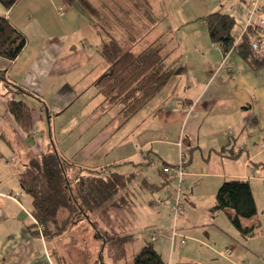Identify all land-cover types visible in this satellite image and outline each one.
Instances as JSON below:
<instances>
[{"label":"crops","instance_id":"crops-1","mask_svg":"<svg viewBox=\"0 0 264 264\" xmlns=\"http://www.w3.org/2000/svg\"><path fill=\"white\" fill-rule=\"evenodd\" d=\"M21 1L18 0L9 10L0 5V17L8 19L11 25L25 36L23 26L14 15ZM154 1L157 10L155 14L161 17L175 16L177 24L173 27H162L152 42L162 43L166 45L165 48H172L167 61L178 66L170 78V85L167 86L168 81L164 89L162 88L156 95L157 97L148 103L154 102L153 106L150 104L147 118L130 125L129 129L123 133L121 141L115 140L111 144L112 147L109 150L119 148L120 145L127 148L128 145L125 142L129 137L139 138L136 149L126 151L124 156L108 160V150L101 155L96 154L97 150L112 140L111 137L119 127L127 124L128 120L123 121L119 108L112 120L108 124L103 122L98 131H94V126L102 119L97 111H92L78 124L72 125V132L67 130L57 134L53 130V121L70 106L72 97L75 96L71 83L64 79L70 71L85 67L90 61L85 49L73 48L70 54L74 58L69 59L67 52L61 58L55 59L52 63L53 67L51 64L45 77L51 79L61 77L63 74L61 79L63 82L59 83L56 90L48 97L36 91L41 89H38L41 84L35 82L32 75V72L35 74V61L42 62L47 58L38 57L28 65V60L23 59L24 49L28 44L26 36V45L16 60L8 61L0 58V71H4L5 79V82L0 80V108H3L0 120V264H55L56 261L54 263L53 259L56 252L60 253L61 245L63 247L64 245L78 246L77 244L84 247L83 250L89 251L92 264H96L98 244L92 234L88 233L89 230L82 221L80 227H74L77 233L72 235L74 238L79 235L78 240L75 241L78 242L77 244L73 242L71 244L67 241L68 234H63L54 240L53 245H50V241L48 242L41 235L38 237L32 235L27 228L36 221L30 213L31 198L20 186L19 176L32 156L48 149V146H45L46 149L43 150L45 144H57L53 146L61 158L73 163L76 168L84 170L82 175L87 174L88 171H105L106 175L119 173L132 177V171L133 173L137 171L136 166L141 168L150 161L154 164L151 159L153 156L161 163L156 170L160 180H164V174L161 173L163 166H174L182 160L186 168L185 186L196 187L202 184L204 188H211L210 195L214 197L223 181L243 180L249 183L254 198L253 182L262 178H254V176L259 174L261 167L264 168V67L261 70H255L237 55L232 56L231 64L227 63L228 66L220 67L223 54L220 47L211 41L205 23V18L215 12L233 17L235 25L237 20L235 16H238V30L234 31L235 26L232 30L233 35L236 36L244 28L246 5L252 0L222 2L219 0H168L171 2V11L168 5L162 2L163 0ZM241 1L246 5L238 9L237 5ZM158 2L163 9H157ZM223 3L224 6H221ZM54 9L57 10V7L54 6ZM233 11H237L236 14ZM64 12L65 10L61 13ZM140 14L143 13L140 12ZM138 15L139 13L133 15L130 12L127 25L124 23L122 28L119 25L114 28L115 25H112L111 31L115 32L118 29L131 34V28L134 26L136 33L140 35L147 27L145 23L135 25ZM94 25L83 23L82 27L84 26L86 31L92 29L91 36L95 35L94 38L97 39L99 33ZM178 48L185 50V55L179 54ZM38 78L44 80L43 74H39ZM14 87H19L25 93L18 92ZM257 93L258 97H256ZM17 95L32 99L35 96L38 97L42 113L37 119L43 121L45 115L47 116L48 132L40 134L32 122L33 131L27 135L16 125L11 115L5 112L7 101L11 98L16 99ZM103 105L106 106V103L101 97V102L93 107L102 109ZM84 136L87 138L81 141L83 146H79L73 154L71 153L74 149L67 151ZM71 137L73 140L68 139V144H65L67 140L64 141V139ZM155 144L158 148L153 147ZM146 148H149V151L141 150ZM168 154L170 156L173 154L175 157L169 158ZM141 155L147 160L142 159ZM164 158L171 160H164ZM123 190L125 189L118 192ZM115 196L109 198V203ZM214 204L215 198L209 210ZM78 229L83 232H79ZM185 231L187 232L188 229ZM179 235L186 237L184 234ZM90 236L94 245L87 248L84 240ZM174 243L175 241L171 244V248L174 247ZM176 244H179L178 241ZM171 251L172 249H170V257ZM226 251V256L230 255ZM76 255L71 256L75 258ZM71 256L67 257L73 263ZM167 263H190V260L182 255L179 262L173 261L171 257V261ZM192 263L201 264L197 260Z\"/></svg>","mask_w":264,"mask_h":264},{"label":"rangeland","instance_id":"rangeland-1","mask_svg":"<svg viewBox=\"0 0 264 264\" xmlns=\"http://www.w3.org/2000/svg\"><path fill=\"white\" fill-rule=\"evenodd\" d=\"M101 2L107 3L109 0H22L15 10L16 14L14 15L18 17L19 24L23 26L22 30L28 43L24 49L23 59L26 58L28 65H30L33 59L41 56L47 58L42 62L36 60L34 63L35 74L32 72L34 81L41 84V87H38V89L41 88L40 91H36L44 97L52 94L59 83L63 82L61 80L63 74H61V77L51 79L45 77L55 59L61 58L67 52L69 53V59L74 58L70 54L73 48L75 50L85 49V53L90 59L88 65L70 71L64 79L71 83L75 96L72 97V103L66 110H63L59 115L56 114L57 118L53 121V130L57 134L67 130L72 132L73 126L92 111H97L102 119L94 126V131H98L103 122L108 124L112 120L113 115L120 107L119 104L103 105L102 109L93 107L101 102V97H103L96 88L95 81L108 68V64L103 61L98 51L101 46L100 42L103 39H107L112 33L115 35L114 37L117 39L123 53L130 51L138 54L148 48L149 45L156 44L152 41L162 27H173L177 24V17L175 16L165 15L161 17L156 15L155 1L148 0L149 9L146 10L141 7V10L148 16L140 15L142 17L138 16L139 18L135 21V25L145 23L147 27L140 35L136 33L134 26L131 28V34L127 35V32H121L118 29L115 32L111 31L112 26L109 28L98 26L97 32L100 30L102 33L99 34V38L95 39L94 32H92L94 37L91 36L92 29L86 31L82 24H96L99 22L101 16L97 6L100 7ZM162 2L166 6L168 5V9L171 11V2L168 0ZM54 6L57 7V10L54 9ZM221 6H224V3ZM243 6L242 1L238 3V8ZM159 8L163 9L158 2L157 9ZM64 10L65 12L61 13ZM233 12L236 14L237 11ZM235 18L237 20L234 31L238 30L239 23L238 16H235ZM171 49L165 48L167 51ZM178 51L179 54L185 55V50L178 48ZM39 74H43L44 80L38 78ZM170 83L169 79L168 84L166 83L167 86ZM258 96L257 93L256 97ZM15 98L27 102V105L31 108L32 122L36 131L40 134L48 132L47 116L45 115L43 121L37 119L42 113L38 97L35 96L32 99L31 97L17 95ZM153 103L150 104L153 106ZM150 104H147L133 118L128 120L127 124L119 127L111 137L112 140L105 143L101 149L96 151V154L101 155L108 150L107 159L110 160L113 157L124 156V153L128 150H135L139 138L134 136L129 137L128 141L125 142L128 145L127 148H124L123 145H120L119 148L115 147L113 150H109V148L112 147L111 144L115 140L121 141L123 133L129 129L130 125L147 118L146 114ZM2 114L3 108H0V120ZM85 138L87 136H84L78 143L73 144L67 151L74 149L71 153L73 154L79 146H83L81 141ZM68 139L69 141L73 140L72 137L64 139V141L67 140L65 144H68ZM53 145L56 146L57 144L53 143ZM45 146L49 148L51 144L43 145V150L46 149ZM153 147L158 148L156 144ZM141 150L146 152L149 151V148ZM168 156L169 158L175 157L173 154L172 156L168 154ZM142 159L147 160L143 156ZM151 159L154 164L150 161L141 168L140 166L135 167L137 171L134 170L135 173L132 171V178L127 182L125 190L118 192L114 197L113 202L116 203L114 207L102 211L100 207L103 208L105 205L106 200H104L95 211L91 214L86 213V216L81 215L79 219L82 217L83 219L77 221L76 226L80 227L82 223H85L89 230L88 233L92 234L93 239L97 241L96 251L101 252V260L104 264H131L135 254L148 241L153 242L155 250L163 256L166 262H170L171 257L173 261L179 262L180 256L183 255L190 260V263L197 260L201 264H264V168L261 167L259 174L254 176V178H262L253 182L252 185L257 213L250 218L240 219L241 226L244 228L256 226L253 234L248 235L236 229L228 221L223 211L210 212L209 208L214 203V197L210 195L211 188H204L202 184H198L196 187L194 185L185 186L184 180V189L180 198L181 208L174 221L170 211V202L176 194V179L173 178L172 181L160 180L156 170L161 163L153 156ZM243 159L244 155L242 156ZM164 160L171 159L164 158ZM90 164L95 165V163ZM118 197H122L124 200ZM104 208H107V205ZM173 227L177 235L175 245L171 248L170 235ZM183 228L188 229V231L186 232ZM78 231L80 232L81 229ZM76 233V231H73L70 234ZM179 234H184L186 237ZM183 238H185V243L180 244L179 241ZM84 241H86L87 248L88 246L93 247L91 236ZM176 241L179 244H176ZM53 243L54 241H51L50 245H53ZM227 248L230 249L227 250L230 251V255L226 256L225 251ZM59 249L61 251L60 253L56 252L53 259L54 263L56 261L55 264H74L68 257L75 256L76 251L80 252L78 250L82 247L79 244L78 246L64 245V247L61 245ZM170 249H172L171 257L169 256Z\"/></svg>","mask_w":264,"mask_h":264},{"label":"trees","instance_id":"trees-1","mask_svg":"<svg viewBox=\"0 0 264 264\" xmlns=\"http://www.w3.org/2000/svg\"><path fill=\"white\" fill-rule=\"evenodd\" d=\"M18 0H0V5L6 10L12 8ZM99 13L101 19L94 26L127 25L129 14L140 12L145 14L149 5L146 0H109L100 3ZM137 16V17H138ZM146 16V17H147ZM136 19V17H134ZM209 37L217 44L222 54L226 53L234 44L232 30L235 26L233 17L215 12L205 18ZM125 28V27H123ZM99 34L102 32L99 30ZM126 33V32H125ZM129 34L128 32L126 35ZM253 31L248 28L242 35L238 44L233 47V55L247 61L255 70L264 67V55L253 56L250 43ZM26 45L25 36L17 30L8 19L0 17V58L8 61L16 60ZM164 44L149 45L142 52L135 54L130 51L122 52L114 34L101 41L99 54L108 64L105 73L99 76L95 86L103 96L106 105L119 104V114L123 121L132 118L146 104H148L166 85L177 69L175 63L167 61L171 54L165 50ZM4 71H0V80L5 82ZM13 88V87H11ZM18 92L25 93L19 87ZM13 118L16 125L27 135L33 131L31 108L22 100L9 99L5 109ZM171 166V165H168ZM163 168V167H162ZM165 181L173 178L166 173ZM76 168L73 163L65 161L58 154L53 145L43 151L39 156H32L19 176L20 186L31 198L30 213L36 223L30 225L28 230L32 235L42 236L48 242L54 241L63 234H68V241L75 242L78 237L70 234L81 219L80 216L91 214L106 200L102 209L114 207L116 203H109V198L126 187L130 176L119 173L106 175L105 171H88ZM215 204L211 212L223 211L230 223L243 234L252 235L254 227H242L240 219L250 218L257 213V208L251 187L247 181H223L215 193ZM121 199V198H120ZM107 208H104L106 207ZM85 229V228H84ZM79 230V229H78ZM83 232V231H81ZM99 238V236H98ZM97 239V238H96ZM78 245V244H77ZM68 247V246H67ZM80 249L76 257H72L74 264H89L91 257L89 251ZM98 253L96 264H104ZM131 264H168L153 246L147 242L135 254ZM199 264V263H176Z\"/></svg>","mask_w":264,"mask_h":264},{"label":"built area","instance_id":"built-area-1","mask_svg":"<svg viewBox=\"0 0 264 264\" xmlns=\"http://www.w3.org/2000/svg\"><path fill=\"white\" fill-rule=\"evenodd\" d=\"M220 2L225 0H219ZM246 5V4H244ZM244 7V6H243ZM238 8V5H237ZM238 9H241L239 7ZM246 21L244 24L243 30L234 36V44L233 46L226 52L223 53V58L220 63V67L228 66L227 63H232L233 56V47L239 43L243 33L250 28L253 31V39L250 43V51L254 56H263L264 55V0H252L250 3L246 5ZM230 69V68H229ZM163 173L170 175L172 178L176 179V194L173 197V200L170 202V211L173 215L174 221L177 218V215L181 208V192L184 189L183 180L184 175L186 174V168L182 162L179 160L177 164L174 166H163ZM175 228L173 227L170 235V242L173 244L176 237ZM155 236V234H153ZM179 236V235H178ZM185 238L181 239L180 244L185 243ZM227 254H230V251H227Z\"/></svg>","mask_w":264,"mask_h":264}]
</instances>
